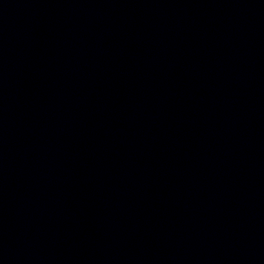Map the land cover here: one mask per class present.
<instances>
[{"label": "water", "instance_id": "95a60500", "mask_svg": "<svg viewBox=\"0 0 264 264\" xmlns=\"http://www.w3.org/2000/svg\"><path fill=\"white\" fill-rule=\"evenodd\" d=\"M0 264H264V0H0Z\"/></svg>", "mask_w": 264, "mask_h": 264}]
</instances>
